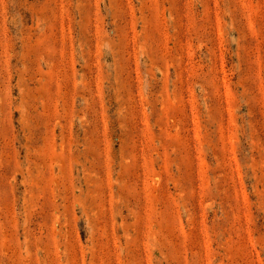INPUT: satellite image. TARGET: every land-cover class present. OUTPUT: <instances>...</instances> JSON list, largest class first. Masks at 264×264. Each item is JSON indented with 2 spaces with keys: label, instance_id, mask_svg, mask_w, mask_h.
<instances>
[{
  "label": "rangeland",
  "instance_id": "rangeland-1",
  "mask_svg": "<svg viewBox=\"0 0 264 264\" xmlns=\"http://www.w3.org/2000/svg\"><path fill=\"white\" fill-rule=\"evenodd\" d=\"M0 264H264V0H0Z\"/></svg>",
  "mask_w": 264,
  "mask_h": 264
}]
</instances>
